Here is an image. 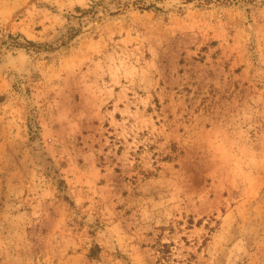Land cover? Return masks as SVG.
Listing matches in <instances>:
<instances>
[{"label":"rangeland","instance_id":"374dc122","mask_svg":"<svg viewBox=\"0 0 264 264\" xmlns=\"http://www.w3.org/2000/svg\"><path fill=\"white\" fill-rule=\"evenodd\" d=\"M0 264H264V0H0Z\"/></svg>","mask_w":264,"mask_h":264}]
</instances>
